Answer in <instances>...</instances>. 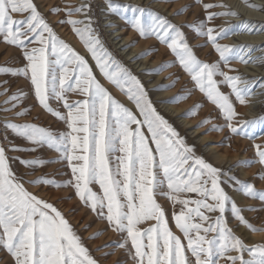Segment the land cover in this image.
<instances>
[{"label":"snow or ice","instance_id":"1","mask_svg":"<svg viewBox=\"0 0 264 264\" xmlns=\"http://www.w3.org/2000/svg\"><path fill=\"white\" fill-rule=\"evenodd\" d=\"M173 2L154 0V3ZM61 3L63 8L54 7L52 14H63L65 19L59 24L71 26V31L90 54L96 71L83 55L57 36L35 0H0V43L18 49L26 62L19 68L9 66L11 62L0 65V75L22 76L29 80L36 106L62 121L68 129L54 132L36 123H13L7 119L0 124L3 130L0 141V250L12 258L13 264H99L62 212L26 187L49 186L73 190L84 207L111 231L120 234L123 242L115 246L125 249L132 264H220L225 258L230 264H264V243L249 246L229 227L226 219V212H230L238 227L264 233V227L253 225L243 215L245 211H264V207L238 206L225 186L262 206L264 188L257 189L253 183L232 175L231 168H218L198 155L195 146L189 145L156 109L140 79L106 48L94 27L93 0H82L79 5L67 0ZM195 3L202 5L205 18L182 26L151 8L115 0H103V12L106 17L114 16L123 21L141 39H154L171 52L174 61L162 63L144 74L159 75L179 66L193 82V88L182 89L181 94L164 103H181L193 91L202 93L223 123L218 124L208 116L201 120L197 129L210 125L205 135L227 131L228 135L216 147H230L234 136L252 141L255 158L239 161L234 167L251 168L259 164L261 171L254 179L264 181V145L255 143L258 137L254 135L257 125L264 123V116L259 120H244L237 111L238 105L248 106L253 97L264 95V78L229 74L235 72L233 63L264 66V55L253 54L256 51L264 53V46L253 48L220 43L233 35L264 34V24L242 21L217 28L211 26L215 19L237 17V13L227 10L224 4L203 3V0H195ZM244 3L249 8L264 11L248 0ZM214 8L226 10L209 11ZM188 10L189 7L184 6L175 15L182 16ZM76 16L81 18L73 19ZM106 26L115 25L108 23ZM183 27L203 38L205 43L200 47L211 46L218 59L212 63L200 60L189 45ZM134 46L135 42L127 47ZM154 51L142 52L136 59H144ZM97 71L99 77L125 96L135 110L112 95L101 83ZM169 79L171 84L154 90L168 91L179 82V77ZM221 85L228 91H223ZM69 94L83 99L70 101ZM26 95L23 90L13 93L5 101V105L11 103L12 107H3L0 111H14ZM53 100L63 111L51 106ZM200 107L202 105H193L184 118L195 116ZM30 112L31 109H21L16 112L15 119H22ZM9 133L29 147L16 144ZM44 147L57 153V158L24 159L9 155L10 152L36 153ZM16 162L33 171L47 164L63 163L71 175L64 182L46 175L25 180L14 171L12 165ZM97 185L98 189L94 187ZM189 193H195L196 198L188 196ZM158 195L171 202V221L176 231L170 226L166 209L158 203ZM206 213L219 215L213 219ZM102 234V231L97 232L90 239ZM111 246L105 245V248Z\"/></svg>","mask_w":264,"mask_h":264},{"label":"rangeland","instance_id":"2","mask_svg":"<svg viewBox=\"0 0 264 264\" xmlns=\"http://www.w3.org/2000/svg\"><path fill=\"white\" fill-rule=\"evenodd\" d=\"M68 3L79 5L82 0H67ZM115 2L121 4H131L141 7L151 8L153 11L158 12L161 15L166 16L169 20L177 25H184L186 22L191 23L194 20H200L205 18V11L201 4H196L195 0H174L173 3H154V0H115ZM39 10L45 16L47 22L54 29L57 36L63 39L76 52L83 55L92 65L94 71L95 64L91 59L80 42L79 38L71 31L70 25H61L59 21L65 19L63 14L53 15L51 10L60 6L63 8L61 0H35ZM203 3L212 4H224L228 6L227 10H231L237 13V17H222L215 19L211 26L214 27H227L229 24L236 25L242 21H248L257 25L264 24V11H257L249 8L245 5L244 0H203ZM248 3L255 4L264 8V0H248ZM188 6L189 10L182 16H176L175 13L182 7ZM103 0H93V14L96 20V27L99 31L100 37L103 40L106 48L115 56L116 59L121 61L126 67H128L134 75H136L145 86L148 91L149 97L152 100L156 109L180 132L189 145L195 146L198 155L203 156L214 166L228 170L232 169V175L236 176L240 180L253 183L257 189L264 188V181H258L254 179L256 173L261 171L259 164L254 165L251 168L234 167L239 161L251 160L255 158V152L252 147V141L240 137H232L230 141V147H216L224 137L228 135L227 131L223 133H209L210 125H205L202 128L197 129V125L201 120L208 116H211L214 122L222 124L223 121L217 119L216 110L214 106L203 96L199 91H193L188 99L181 103L171 104L164 103V101H170L174 97L181 94V90L184 88L192 89L193 82L190 78L179 68L173 67L159 75H145L146 71L158 68L162 63L171 62L175 60V57L171 52L158 41L154 39L144 40L141 39L134 31L128 28L123 21L118 18L106 17L103 12ZM223 8H214L209 11L221 12L225 11ZM76 16L73 19H80ZM245 19V20H244ZM108 23H112L115 26L112 28L107 27ZM184 31L189 45L193 48L195 55L202 61L207 63L215 62L218 59V54L211 48L200 47L205 41L203 38L197 37L194 32L186 27L182 28ZM132 35V36H130ZM130 36V38H128ZM261 40V41H260ZM135 42L134 47H127ZM221 44L230 46L239 45H251L253 48L264 46V34L248 35L240 34L230 36L228 39L220 41ZM253 43V44H251ZM127 48V50H123ZM149 49H155L152 55L145 57L144 59L137 60L136 57L142 52ZM256 56L264 55L259 51L253 53ZM9 62H11L9 64ZM9 64L14 68L23 67L26 62L20 51L14 47H9L0 43V65ZM232 68L235 72L229 74H240L245 78H264V66L257 67L250 65H243L240 63H233ZM227 71V69H225ZM101 83L112 93V95L123 103L126 107L134 109V106L128 102L127 98L121 95L115 88L103 80ZM179 77V82L175 87L168 91H155L154 89L161 85H168L172 83V80ZM7 81V83H5ZM221 89L225 92L228 89L221 85ZM23 90L27 95L20 101L19 106L14 111L4 112L0 111V124L5 119L10 120L13 123H36L39 126L47 127L54 132L67 131L68 129L62 121L56 120L50 114L44 112L36 106L33 91L31 89L30 81L22 76L12 77L10 75H0V93L7 92L6 95H0V108H11L12 104L5 105V101L9 100V97L17 92ZM256 91V89H254ZM264 91V90H262ZM68 99L70 101H76L83 99L78 95L69 94ZM53 108L63 109L56 101H50ZM202 105L198 113L191 118L185 119V113L188 112L193 105ZM21 109H31L29 115L22 119H15L16 112ZM237 111L241 113V118L244 120H259L264 116V95H256L253 97L248 106H237ZM254 135L258 137L255 143L264 145V123L258 124ZM9 138L21 147H29L28 144L21 139L15 138L9 133ZM3 140V130L0 128V141ZM8 145L5 144V147ZM10 156H20L24 159H32L36 156L44 158L45 160L55 159L58 154L54 151L47 149L46 147L38 149L36 153L25 152H10ZM218 156H223L219 158ZM219 158V159H218ZM14 171L23 176L25 180H34L39 176L46 175L48 178L56 179L58 182H64L69 179L71 172L67 168L66 164H47L42 168H38L35 171L25 168L16 162L12 165ZM32 172V175L27 173ZM67 173L68 175H65ZM28 187L30 192L39 195L42 199L53 203L66 217L69 223L72 225L76 234L82 239L85 247L90 251V254L99 262V264H132L131 258L128 256L125 249L117 248L115 245L123 242V238L120 234L111 231L107 224L98 220L95 214H93L89 208L83 206L78 198L74 196L71 189L57 190L49 186H37L35 188ZM98 189V185L94 186ZM225 190L235 200L238 206L242 208L254 207L260 208L262 206L258 201L250 200L243 197L240 194L235 193L231 188L225 186ZM193 199L196 198L195 193H189ZM158 203H160L167 211L170 226L175 230L174 222L171 221L172 204L166 198L161 195L157 196ZM193 207L194 205H189ZM207 215L215 218L219 213H206ZM243 215L255 226L264 227V211L248 212L245 211ZM226 219L228 220L229 227L233 228L236 235L240 236L246 244L249 246L258 243H264V233H252L246 228L238 227L237 222L232 219L230 212H226ZM148 225H144L147 227ZM103 232L97 239H90L95 233ZM178 234V233H177ZM214 235V234H213ZM186 243V241H185ZM105 245H112L105 248ZM130 247V242H129ZM97 249H103V251H97ZM134 251V250H133ZM235 255V253H231ZM245 258L247 255L245 254ZM0 264H13L12 258L3 250H0ZM220 264H230L227 259H221Z\"/></svg>","mask_w":264,"mask_h":264},{"label":"bare ground","instance_id":"3","mask_svg":"<svg viewBox=\"0 0 264 264\" xmlns=\"http://www.w3.org/2000/svg\"><path fill=\"white\" fill-rule=\"evenodd\" d=\"M244 20H245V19H244ZM130 36H132V35H130ZM130 36H129L128 38H130ZM239 36H240V35H239ZM260 41H261V40H260ZM251 44H253V43H251ZM218 157H219V158H222L223 156H218ZM219 158H218V159H219Z\"/></svg>","mask_w":264,"mask_h":264}]
</instances>
